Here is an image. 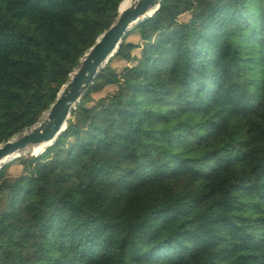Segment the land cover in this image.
Wrapping results in <instances>:
<instances>
[{"label": "trees", "instance_id": "1", "mask_svg": "<svg viewBox=\"0 0 264 264\" xmlns=\"http://www.w3.org/2000/svg\"><path fill=\"white\" fill-rule=\"evenodd\" d=\"M124 1L0 0V146ZM71 117L0 171V264H264V0H164Z\"/></svg>", "mask_w": 264, "mask_h": 264}, {"label": "water", "instance_id": "2", "mask_svg": "<svg viewBox=\"0 0 264 264\" xmlns=\"http://www.w3.org/2000/svg\"><path fill=\"white\" fill-rule=\"evenodd\" d=\"M163 1L137 0L123 11H121V5L124 2L120 5L115 24L83 57L78 69L72 74L70 82L61 89L49 112L45 114L48 118L0 146V171L12 161L21 159L16 155L28 147L45 146L49 149L56 144L61 134L67 130L69 122L72 121V112L83 100L98 74L119 52L125 36L136 26L152 18ZM2 163L3 166H1Z\"/></svg>", "mask_w": 264, "mask_h": 264}, {"label": "rangeland", "instance_id": "3", "mask_svg": "<svg viewBox=\"0 0 264 264\" xmlns=\"http://www.w3.org/2000/svg\"><path fill=\"white\" fill-rule=\"evenodd\" d=\"M178 21V20H177ZM143 46V44H141V46L140 47H142ZM129 50H130V55H131V60L130 61H128V71L127 72H125L120 78H119V82H124V81H126V80H128V81H133V75H129L130 73H131V70H132V62H133V58H134V53L136 52V51H138V49H136V48H133L132 46H130L129 47ZM126 54H127V52H124V55H123V59H125L126 58ZM39 120H41V119H39ZM39 120H37V121H35L36 123L39 121ZM71 120H73V119H71ZM68 145V144H67ZM37 159L36 157H31V158H26V159H22L21 158V160H31V159ZM40 158V157H39ZM38 158V159H39ZM35 170H36V168L35 167H33V170H32V174H34L35 173ZM21 172V169H14L13 167H11V166H7L6 167V169H5V171H4V175L5 176H10V175H12V174H17V173H20ZM28 178H30L31 177V174H27L26 175Z\"/></svg>", "mask_w": 264, "mask_h": 264}, {"label": "bare ground", "instance_id": "4", "mask_svg": "<svg viewBox=\"0 0 264 264\" xmlns=\"http://www.w3.org/2000/svg\"><path fill=\"white\" fill-rule=\"evenodd\" d=\"M135 1L137 0H126L121 5V11L129 7ZM47 118H48L47 115L43 116L41 120L38 121L39 123L37 122V124H35V127L39 125L40 123H42L43 121H45ZM46 150H47V147L45 146H31V147L26 148L22 152H19L16 156H18L17 158H22V159L31 158V157L39 158ZM1 166H3V163Z\"/></svg>", "mask_w": 264, "mask_h": 264}]
</instances>
